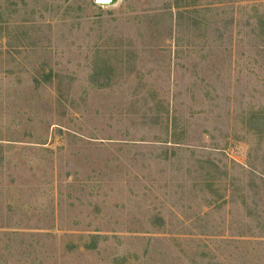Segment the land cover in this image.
<instances>
[{
	"label": "rangeland",
	"instance_id": "1",
	"mask_svg": "<svg viewBox=\"0 0 264 264\" xmlns=\"http://www.w3.org/2000/svg\"><path fill=\"white\" fill-rule=\"evenodd\" d=\"M0 264H264V0H0Z\"/></svg>",
	"mask_w": 264,
	"mask_h": 264
},
{
	"label": "water",
	"instance_id": "2",
	"mask_svg": "<svg viewBox=\"0 0 264 264\" xmlns=\"http://www.w3.org/2000/svg\"><path fill=\"white\" fill-rule=\"evenodd\" d=\"M113 0H96L97 3L99 4H108L111 3Z\"/></svg>",
	"mask_w": 264,
	"mask_h": 264
}]
</instances>
